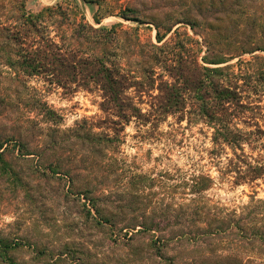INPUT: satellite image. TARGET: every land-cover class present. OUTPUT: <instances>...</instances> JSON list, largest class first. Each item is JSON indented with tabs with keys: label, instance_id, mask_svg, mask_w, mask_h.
Returning <instances> with one entry per match:
<instances>
[{
	"label": "rangeland",
	"instance_id": "rangeland-1",
	"mask_svg": "<svg viewBox=\"0 0 264 264\" xmlns=\"http://www.w3.org/2000/svg\"><path fill=\"white\" fill-rule=\"evenodd\" d=\"M28 13H42L39 33L57 43L82 42L79 22L114 27L101 45L141 83L126 91L139 114L103 110L94 85L10 66L14 26ZM88 38L100 48L102 38ZM196 64L220 67L210 75L235 98L204 116L185 92L178 111L162 113L159 87ZM218 118L248 140L216 146ZM248 165H264V0H0V264L259 261L264 243L234 251L230 225L264 201V168L253 179ZM207 224L225 232L205 236Z\"/></svg>",
	"mask_w": 264,
	"mask_h": 264
},
{
	"label": "trees",
	"instance_id": "trees-1",
	"mask_svg": "<svg viewBox=\"0 0 264 264\" xmlns=\"http://www.w3.org/2000/svg\"><path fill=\"white\" fill-rule=\"evenodd\" d=\"M121 17L127 18L126 11L120 12ZM42 13L37 14H22L19 17V22L15 24V31L11 39L17 43L15 50L16 58L7 61L10 66H15L26 76H32L39 72H43L49 77L50 81H54L60 86H67L68 83H77V85L88 88L91 85L96 86L101 91L103 101L100 106L103 110L110 108L104 105H111L114 108L117 116L126 119L128 115L139 114L138 109L130 102L126 101V91L129 86L141 84L139 81L130 80L127 74L122 73L120 64L112 61L110 55L103 47L107 40L115 34L114 27L107 28L100 25L93 27L87 22L76 23L73 31L76 36L81 38L82 42L75 39V44L71 45L66 43L60 37L61 43L55 42L53 39L39 33L40 22H43ZM96 23H99L98 18H94ZM39 22V23H38ZM32 32L39 35L35 39H29ZM102 38V41H95L100 45L97 49L96 46L90 45L94 42L89 40L88 35ZM157 41H161V35L157 30ZM26 40L28 43L26 44ZM66 43V44H65ZM103 44V45H101ZM24 45H27L25 47ZM78 46V47H77ZM97 49V50H96ZM220 59H212L206 63L218 64L222 61ZM220 67H208L205 65H194V69L186 71L183 68L176 67L173 76H176L172 83H164L159 87L163 92V97L158 103V108L162 113H174L178 111L183 103L184 94L191 97L193 105L196 106L198 112L205 116L207 114L206 108L209 106L213 112L217 113L223 109V105L232 101L236 94L235 91L229 86H224L212 78L220 74ZM187 72V73H186ZM44 107L43 114L52 116L54 115L51 109H48L44 103H40ZM129 112V113H128ZM216 113V115H217ZM217 124L214 127V134L212 141L216 146L228 145L233 149L241 147L243 141L248 140L247 133L241 132L238 129H231L226 123L218 118ZM251 168L252 174L250 178L255 179L259 176L264 165H259ZM261 171V172H260ZM206 180L210 181L207 176ZM195 184H198L195 182ZM195 186V185H194ZM195 191H199L195 190ZM247 210V218H237L231 221L230 225L237 229L239 239L235 240L234 251H250L248 246L254 240L264 243V213H259L258 210H264V201L257 199L249 205ZM255 209V211H254ZM257 210V211H256ZM235 214V213H234ZM224 217H215L214 220L224 222ZM225 228L218 224L214 228L209 225L205 227V236L218 235L224 233ZM168 238H163L166 240ZM248 246V247H247ZM252 252V251H251ZM221 256V255H220ZM228 257V255L223 256ZM238 257V256H236ZM232 264H264V259L259 261L249 257L245 260L236 259Z\"/></svg>",
	"mask_w": 264,
	"mask_h": 264
}]
</instances>
